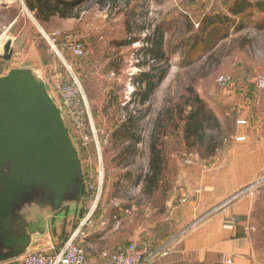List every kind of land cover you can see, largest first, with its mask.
<instances>
[{
    "label": "rangeland",
    "instance_id": "obj_1",
    "mask_svg": "<svg viewBox=\"0 0 264 264\" xmlns=\"http://www.w3.org/2000/svg\"><path fill=\"white\" fill-rule=\"evenodd\" d=\"M4 1L0 0V33L15 11L18 18L0 36V75L10 65L1 58L2 45L13 37L16 50L23 44L22 56L27 55V42L39 46L40 53L47 51L45 59L52 65L42 69L45 75L66 80L72 73L81 82L90 130L88 145L74 136L82 172L86 164L96 166L99 148L103 196L130 210L121 213L111 233L96 234L89 245L91 253L111 252L140 240L152 248L170 245L185 230L178 224V205L197 186L201 172L211 170L217 175L229 169L238 175L234 195L244 190L249 201L248 228L264 262V165L260 166L264 13L257 14L251 7L233 16L227 6L234 0H84L78 27L63 28L65 24L54 18L41 26L33 23L18 2L3 10ZM131 12L143 14V31L126 32V16ZM216 14L227 15L225 22L215 21L203 29V20ZM158 27L163 32L164 56L155 58L146 47L156 38ZM40 28L77 37L85 56L65 54L63 61L71 65L65 68L59 57L50 54ZM208 30L216 34L205 40ZM195 35L200 40L193 41ZM151 70L161 79L143 75ZM221 76L227 78L226 84L218 81ZM247 174L251 178L240 186V176Z\"/></svg>",
    "mask_w": 264,
    "mask_h": 264
},
{
    "label": "crops",
    "instance_id": "obj_2",
    "mask_svg": "<svg viewBox=\"0 0 264 264\" xmlns=\"http://www.w3.org/2000/svg\"><path fill=\"white\" fill-rule=\"evenodd\" d=\"M62 1L74 5L66 12L59 11L38 14L35 9L28 7L26 0H5L2 3V8L3 10H5L4 8H11L13 2H18L30 13L33 23L35 22L41 26L42 23L45 24L54 18L65 24L63 28H77L78 19H80L83 13L79 11V7L81 8L84 4V0L80 3H78V0ZM89 2L102 3L101 0H90ZM140 14L138 16L131 12L126 16V32L129 33L131 30L137 32L143 31L141 20L144 21V19L143 14ZM14 15L13 19L5 27V31L3 30L0 33V36L8 33L9 28L12 27L14 21L18 18L16 11ZM41 31L40 28L39 34L43 38ZM6 41H10L12 55L8 59L10 63L8 69L3 71L0 76L6 75L12 69H27L31 71L34 79L43 83L52 101L61 110V104L52 90L53 78L45 75L42 71L45 66L52 65V63L47 62L45 59L47 51L40 47L42 49V53H40L38 50L39 46H35L32 42H27V55L22 56V43L16 50L15 44L17 40L15 38L9 37L5 39L4 43ZM1 58L3 59L2 55ZM61 115L64 124L68 128L71 141L79 152V146L76 144L69 121L63 115L62 110ZM251 147H253L252 144ZM254 147L257 146L254 145ZM261 147L263 150L264 142L261 143ZM78 156L80 159V155ZM263 157L260 158V166L264 165ZM240 158L253 160L256 157L241 156ZM233 167L235 168L236 165L233 164ZM215 174L216 172L213 173L211 170L202 171L200 178L197 180V186L188 192L185 199L180 201L176 210L178 224L181 227L184 226V229L194 221H200L187 228L183 234L175 239L167 247L165 255L156 256L147 264H264L258 255L252 232L248 228L249 201L244 196H241L235 199V201L221 206L238 188L235 183L238 177L237 173L225 169L221 173ZM78 176V186L75 183H70L57 205H54V193L48 190L46 186L37 189L33 185V189L22 204L13 206L11 209L14 218L12 231L0 235V264H19L21 254L33 249H44L50 252L58 249L57 245L62 243L65 236L77 224L81 189L84 182L81 170ZM250 178L249 174L240 176V186L244 185ZM42 209L44 210L43 214H41ZM110 213L111 210L109 209L106 214L110 216ZM68 225H70L69 229ZM115 228L117 227H113V224H111L106 234L111 233ZM96 234L106 235L93 232L82 242L86 256L92 263L101 261L100 254H92L93 252L91 253L89 249V245L91 246V242L95 240Z\"/></svg>",
    "mask_w": 264,
    "mask_h": 264
},
{
    "label": "water",
    "instance_id": "obj_3",
    "mask_svg": "<svg viewBox=\"0 0 264 264\" xmlns=\"http://www.w3.org/2000/svg\"><path fill=\"white\" fill-rule=\"evenodd\" d=\"M11 55L6 41L2 57ZM61 110L31 71L12 69L0 76V235L12 231L11 209L22 204L33 185L53 192L54 205L70 183L78 186L82 161ZM84 195L85 182L81 202Z\"/></svg>",
    "mask_w": 264,
    "mask_h": 264
},
{
    "label": "built area",
    "instance_id": "obj_4",
    "mask_svg": "<svg viewBox=\"0 0 264 264\" xmlns=\"http://www.w3.org/2000/svg\"><path fill=\"white\" fill-rule=\"evenodd\" d=\"M41 35L49 46L50 54L59 57L65 68L70 69L71 67V65L63 61L65 54L75 58H81L86 54L83 43L77 37L69 35L61 37L60 32L47 33L43 30ZM218 81L221 84L228 82L227 78L223 76L219 77ZM262 82L260 79L259 84L261 85ZM52 90L61 104L64 116L69 121L73 135L78 140L80 139L79 141H81L82 145L90 144L88 137V132L90 131L89 123L85 120L86 114H88V105L81 82L72 73H70L69 79L66 80L61 77H55L52 82ZM97 149L98 155L95 156L96 166L94 165V168H91L86 164L83 174L85 195L80 204L77 224L65 236L62 243L57 245L58 249L56 251L50 252L44 249L27 251L21 254L19 264H147L156 256L167 253L169 245H160L152 248L150 243L140 240L117 247L111 252L103 250L100 253L101 261L92 263L87 258L82 242L93 232L106 234L111 224H113V227L118 226L122 212L125 214L130 213L129 209H122L116 199L110 198L106 200L104 198L102 161L99 148ZM90 162L92 163L91 160ZM262 178L264 176H261ZM243 195L244 190H240L235 195L228 197L221 206H225ZM110 206L114 207L116 211L111 212L110 216H108L106 213ZM198 221H194L187 228H190Z\"/></svg>",
    "mask_w": 264,
    "mask_h": 264
},
{
    "label": "trees",
    "instance_id": "obj_5",
    "mask_svg": "<svg viewBox=\"0 0 264 264\" xmlns=\"http://www.w3.org/2000/svg\"><path fill=\"white\" fill-rule=\"evenodd\" d=\"M81 1L82 0H78V3H80ZM112 1H114V0H112ZM26 3L28 5V7H30L31 9H35L38 14H45L48 12L51 13V12H59V11L66 12V11H69L70 8H72L74 5V4H70V3L66 2V1H62V0H26ZM251 7L256 8L257 14L264 13V1H262V0L253 1V2L251 0L250 1L249 0H234L231 4H229V6H227V9L233 16H241V15L247 13V10ZM249 14L254 15V12L253 13L249 12ZM226 16L227 15H225V17H224V16H220V15L216 14V15H212V17H207L203 20L202 28L208 29V27L212 26L215 21H217V22L220 21L219 23H221L224 21L223 19H226ZM155 33H156V38L151 40L148 37V39H150V41L148 43L149 45H147V47H146V50H147L148 54H150L152 57L159 58V57L164 56L163 32L158 27L157 29H155ZM214 34H216V33L208 30L207 34L204 36L205 40L212 39ZM199 37H201V36H199ZM192 40L196 41V40H200V39L198 38V36L195 35V37L192 38ZM193 41L191 43H193ZM143 75L144 76H153L159 80L162 77V75L155 73L153 70H151L148 73H144ZM153 84L148 83L150 88L153 87Z\"/></svg>",
    "mask_w": 264,
    "mask_h": 264
}]
</instances>
